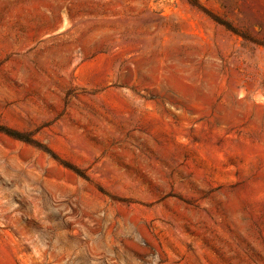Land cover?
<instances>
[{
  "label": "rangeland",
  "instance_id": "obj_1",
  "mask_svg": "<svg viewBox=\"0 0 264 264\" xmlns=\"http://www.w3.org/2000/svg\"><path fill=\"white\" fill-rule=\"evenodd\" d=\"M0 264H264V0H0Z\"/></svg>",
  "mask_w": 264,
  "mask_h": 264
}]
</instances>
